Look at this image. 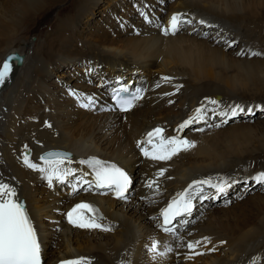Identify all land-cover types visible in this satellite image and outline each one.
<instances>
[{"label": "bare ground", "instance_id": "6f19581e", "mask_svg": "<svg viewBox=\"0 0 264 264\" xmlns=\"http://www.w3.org/2000/svg\"><path fill=\"white\" fill-rule=\"evenodd\" d=\"M64 1L0 0V65L8 53L25 54L21 66L13 64L11 84L9 79L0 87V179L17 186L40 231L48 263L79 256L93 258L94 264H117L121 259L152 264L145 250L152 237L161 242V250L165 245L174 248L159 264H185L177 259V241L157 228L151 217L158 216L162 202L192 179L218 174L244 179L262 170L264 112L241 115L222 128L189 132L196 146L170 161L142 159L134 143L156 123L164 122L171 129L204 97L218 94L224 104L242 99L245 109H255L254 97L264 100V55H237L241 49L264 53V0H170L166 4L164 0H106L108 7L114 3L109 11L98 10L105 0H75L72 8L76 13L64 16L57 12L54 17L51 8ZM145 3L157 23L163 20L165 9L166 14L171 10L187 14L194 22L190 34L187 26L177 35L164 36L144 23L137 6ZM44 12L41 21L48 24L53 19V31L40 45L26 40L18 44L27 22L36 21ZM200 19L212 27H195ZM134 25L139 28L134 30ZM37 30L33 33H39ZM225 40L239 44L228 48ZM88 67L97 70L91 83L85 75ZM157 73L172 75L175 85L183 87L167 99L150 92L148 100L125 114L92 112L68 95L70 88L77 89L110 103L106 90L97 86L101 78L113 80L117 75L132 81L133 88H145L156 82ZM245 94L253 99L243 100ZM45 121L56 132L43 126ZM25 139L34 147L35 162L45 148H64L75 156L94 153L114 159L132 172V202L100 198L102 222L110 224L112 231L80 230L64 223L63 211L68 205L81 199L93 201L95 195L83 191L71 195L68 187L49 188L37 173L18 162ZM251 160L255 166L246 167ZM160 168L167 171L157 178L159 191L154 192L145 187L144 180L155 177ZM248 180L247 188L238 184L226 197L197 202L191 219L198 218V223L178 229V234L184 240L206 235L211 240L206 248L215 246L217 251L206 250L188 264H253L257 258V264H264V193L257 191L243 198L256 186ZM238 195L242 200L223 207ZM150 199L155 203H149ZM224 239L225 244L215 245Z\"/></svg>", "mask_w": 264, "mask_h": 264}, {"label": "snow or ice", "instance_id": "6c2138e0", "mask_svg": "<svg viewBox=\"0 0 264 264\" xmlns=\"http://www.w3.org/2000/svg\"><path fill=\"white\" fill-rule=\"evenodd\" d=\"M163 2V0H161ZM149 5L137 6V11L144 23L156 27L164 36L177 35L187 26L193 25V19L187 18V14L176 12L173 13L166 22L157 23V17L149 15ZM198 24L205 27H212L205 20L200 19ZM121 27H124L121 24ZM195 32L196 29L193 28ZM139 34V33H137ZM208 37V33H203ZM219 35V34H217ZM220 41L217 40V43ZM228 48L236 45L234 40L224 41ZM238 56L247 55L249 58L264 55L259 51L249 50L247 53L243 49L237 52ZM12 61H20L23 57L18 54L6 58L0 65V87L4 86L10 79L13 64ZM85 75L91 78L97 75V70L92 67L86 69ZM161 81L171 82L174 78L162 76ZM106 90L110 96L111 103H101L97 94L83 93L77 89H69L68 95L73 97L78 106L92 112H119L127 113L134 109L138 102L145 98L146 88L137 86L133 89L131 83L126 82L122 77H116L113 80L101 78L97 85ZM161 84L156 83L155 87L159 88ZM183 85H175L176 92ZM175 93H165L166 96ZM169 103H172L169 100ZM255 110L264 112V107L256 105L247 107L241 104L230 103L224 104L218 97H204L199 106L194 109V114L184 119L178 125L177 132L184 129L192 128L193 125H203L194 129L203 132L207 128H221L227 125L230 120H234L241 115H255ZM45 126L51 128V124L45 122ZM196 146L195 142L187 137L177 135H165V129L155 127L148 131L142 140L137 141V147L143 157L146 159L161 162L170 161L182 152H187ZM39 162L31 159V149L24 145V151L18 162L37 173L42 181L49 188L56 186L68 187L71 195H79L83 192H98L99 194H113L120 201H129L132 196L130 191L133 186L132 176L116 163L101 159L99 157H83L74 159L72 153L64 150H49L39 156ZM75 165V166H74ZM87 169V170H85ZM166 168H160L157 172V178L163 177ZM91 177V178H89ZM256 185L264 187V171L258 172L250 178ZM238 184H243L245 188L249 185V180L244 178H234L225 175L209 176L202 179H194L182 191L177 192L175 196L161 208L158 216L151 217L156 222L155 226L164 233L169 234L177 241V247L182 246L180 241L182 237L178 234V229L185 228L195 221L191 219L197 202L203 203L206 200H217L226 197L231 189ZM145 187L158 192V179L146 180ZM211 191H208V190ZM142 199H144L142 197ZM149 203H155L150 199ZM66 221L74 228L102 232L113 230L110 224H105L104 216L99 209L92 203L80 202L73 205L64 213ZM151 243L145 245L146 253L149 255L152 264H159L161 258L166 257L174 251L170 245H165L161 250V242L150 237ZM221 244L224 241L220 242ZM204 245L211 244L209 237H203L202 240H191L186 244L189 250L186 259L194 256L204 255V252L197 249ZM208 252H215V246L208 248ZM258 260V258H257ZM257 260L253 264H257ZM0 264H44L42 256V242L39 238L37 228L26 206L25 201L21 198L16 185L5 182L0 179ZM60 264H94L93 258L78 257L74 259L63 260ZM117 264H131L130 259H121Z\"/></svg>", "mask_w": 264, "mask_h": 264}, {"label": "rangeland", "instance_id": "374dc122", "mask_svg": "<svg viewBox=\"0 0 264 264\" xmlns=\"http://www.w3.org/2000/svg\"><path fill=\"white\" fill-rule=\"evenodd\" d=\"M170 0H164V4H166L167 2H169ZM171 1H174V0H171ZM112 2H115V0H112ZM73 3V4H72ZM113 4L114 3H111V4H109L111 7H113ZM69 5V6H68ZM108 5V2L105 0V2H102V3H100L99 4V8H98V10L100 9H104V10H108L109 11V9L111 8V7H108L107 6ZM71 6V7H70ZM75 7V0H65L63 3H59V4H56V5H54L52 8H51V10H55V13H54V17H56L55 15H57L58 13L57 12H59L61 15H64V16H69V15H72V14H74V13H76L74 10H73V8ZM64 8V9H63ZM72 10H71V9ZM164 11H167L166 9L164 10ZM73 12V13H72ZM69 15H68V14ZM44 15H46V13L44 12L42 15H40V17L36 20V21H33V22H27V25H26V32L25 33H22L21 34V38H19L18 40H17V43L18 44H20V45H22V44H24V41L26 40L27 42H33V44H42L43 42H44V40L46 39V37L49 35V33L51 32V31H53V29H54V25H55V21H53V19H52V23L51 24H53L52 25V27H51V25L48 23V24H44L45 22H43V21H41V19H43L44 18ZM40 21V22H39ZM135 29L134 30H136V29H138L139 27L138 26H133ZM25 28V27H24ZM35 29L37 30V32H39V33H33V31H35ZM32 40V41H31ZM37 41V42H36ZM21 42V43H20ZM36 42V43H35ZM41 42V43H40ZM239 43H236V45L235 46H237ZM84 68H86L85 66H84ZM61 74V73H60ZM117 77V75L114 77V78H116ZM63 79H65V78H63ZM246 95V97H249L247 94H245ZM241 96H243V95H241ZM245 97V96H244ZM246 97L245 98H243V100H251V99H253V98H251V97H249L248 99H246ZM254 100H256V102H260V101H264L263 99H261V98H255L254 97ZM255 119V118H254ZM254 119H251V121L250 122H253L254 121ZM227 125H229V124H227ZM197 126V125H196ZM223 127H225V126H223ZM222 128V127H221ZM192 129H194L193 127L192 128H190L186 133H189ZM73 154H74V152L73 151H71ZM242 187H245L244 185L242 186ZM257 191H260L261 193H264V189H262L261 187H260V185H257V186H255V188H253L251 191H249L247 194H245L244 196H243V198H246V196L247 195H249V194H254V193H256ZM132 197V196H131ZM235 197H236V195H235ZM238 198L236 199H234L233 201H228V204H225V205H223V207H226V206H228V205H234V204H236V202H237V200L239 201V200H242V195H238L237 196ZM133 198V197H132ZM130 202H132L133 200L132 199H130L129 200ZM152 204H154V203H152ZM198 218L196 219V220H194L195 222L192 224V225H195V224H197L198 223ZM190 224V225H191ZM190 225H187V227L188 226H190ZM208 249V248H207ZM205 253H210V252H208V251H206ZM200 256H204V255H200ZM200 256H198V257H200ZM179 261H181V258L179 257V258H177ZM196 258H194V259H192V260H195ZM189 261H190V259H189ZM182 263H185V264H188L189 262H187V261H184V262H182Z\"/></svg>", "mask_w": 264, "mask_h": 264}]
</instances>
